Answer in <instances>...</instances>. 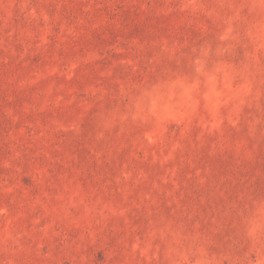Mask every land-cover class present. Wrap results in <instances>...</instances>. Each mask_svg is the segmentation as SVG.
<instances>
[{
	"label": "rangeland",
	"instance_id": "374dc122",
	"mask_svg": "<svg viewBox=\"0 0 264 264\" xmlns=\"http://www.w3.org/2000/svg\"><path fill=\"white\" fill-rule=\"evenodd\" d=\"M0 264H264V0H0Z\"/></svg>",
	"mask_w": 264,
	"mask_h": 264
}]
</instances>
